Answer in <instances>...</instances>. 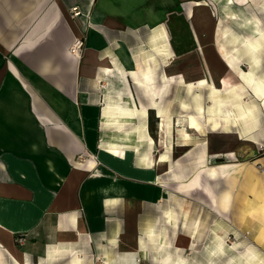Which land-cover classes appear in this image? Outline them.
Listing matches in <instances>:
<instances>
[{
  "label": "crops",
  "instance_id": "0c3cea01",
  "mask_svg": "<svg viewBox=\"0 0 264 264\" xmlns=\"http://www.w3.org/2000/svg\"><path fill=\"white\" fill-rule=\"evenodd\" d=\"M181 1L0 0V264H165V255L199 254L186 225L178 239L164 234L165 22ZM76 6L86 16L72 17ZM75 37L79 56L69 52ZM175 122L185 146L191 135ZM189 122L200 129L194 115ZM237 169L201 161L177 189L186 195L201 176L231 180ZM204 187L209 210L229 218L230 192Z\"/></svg>",
  "mask_w": 264,
  "mask_h": 264
},
{
  "label": "rangeland",
  "instance_id": "374dc122",
  "mask_svg": "<svg viewBox=\"0 0 264 264\" xmlns=\"http://www.w3.org/2000/svg\"><path fill=\"white\" fill-rule=\"evenodd\" d=\"M228 2L182 0L180 15L165 22V120L170 128L164 133V234L178 239L187 228L199 252L186 259L182 253L171 260L165 255V264H264V160L255 161L264 157V101L257 92L258 87L264 88V0ZM238 100L250 108L249 116L235 124L241 129L231 128L235 126L231 121L215 127L208 115H232ZM197 103L202 108L200 118ZM190 115L200 129L190 127ZM177 118L183 120V132L191 135L185 146L176 145L180 143ZM150 120L149 133L156 140L157 121ZM242 126L254 128L247 132ZM245 132L249 140L243 141ZM201 161L208 165L231 162L238 169L231 180L209 181L203 175L198 189L179 193V181L186 182ZM258 162L262 169L257 168ZM206 184L218 196L230 192L229 218L218 209L209 210ZM211 221L212 231L205 227ZM190 223L201 224L200 236L189 229Z\"/></svg>",
  "mask_w": 264,
  "mask_h": 264
},
{
  "label": "bare ground",
  "instance_id": "6f19581e",
  "mask_svg": "<svg viewBox=\"0 0 264 264\" xmlns=\"http://www.w3.org/2000/svg\"><path fill=\"white\" fill-rule=\"evenodd\" d=\"M228 1L232 2V0H228ZM257 92H259L258 95H260L261 100L264 101V88L258 87L257 88ZM235 104L237 105L238 110H237V112H234V114H232V115L230 113H218L219 115L216 116V112L215 113L212 112V113H210L208 115V117L213 121V124H214L215 127H219L221 125V123H225V125H228V124H230V121L234 122V125H235L239 121H244L249 116L250 108L245 107L242 104L241 100L240 101L239 100L236 101ZM198 110H200V111L202 110L201 106L198 107ZM180 129H186V128L185 127H181ZM182 140H183V142H182L183 145H186L189 142V138H187V137L182 138ZM169 221L172 222V219H170ZM194 224L195 223H190L189 224V229L193 230V232L197 231L196 232L197 235L200 236L201 229L199 228V226H201V224H197L196 226Z\"/></svg>",
  "mask_w": 264,
  "mask_h": 264
},
{
  "label": "built area",
  "instance_id": "2783aa9c",
  "mask_svg": "<svg viewBox=\"0 0 264 264\" xmlns=\"http://www.w3.org/2000/svg\"><path fill=\"white\" fill-rule=\"evenodd\" d=\"M71 16L72 17H77V16H86L85 13H83L81 11L80 8L78 7H73L71 8ZM83 44H84V40L83 38L81 37H75L73 42L71 43V45L69 46V52L71 54H74L75 56H79L80 52H81V49L83 47ZM257 168L258 169H262V165L261 164H257ZM22 241V238L20 237L19 239V243Z\"/></svg>",
  "mask_w": 264,
  "mask_h": 264
}]
</instances>
